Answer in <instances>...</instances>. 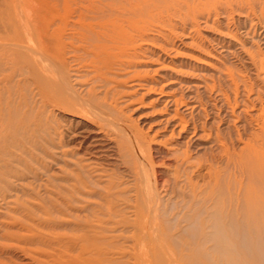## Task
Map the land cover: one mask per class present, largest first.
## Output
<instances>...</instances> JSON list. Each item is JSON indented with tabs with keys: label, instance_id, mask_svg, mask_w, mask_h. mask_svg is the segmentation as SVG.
<instances>
[{
	"label": "bare ground",
	"instance_id": "6f19581e",
	"mask_svg": "<svg viewBox=\"0 0 264 264\" xmlns=\"http://www.w3.org/2000/svg\"><path fill=\"white\" fill-rule=\"evenodd\" d=\"M165 2L0 0V264H264V17Z\"/></svg>",
	"mask_w": 264,
	"mask_h": 264
},
{
	"label": "rangeland",
	"instance_id": "374dc122",
	"mask_svg": "<svg viewBox=\"0 0 264 264\" xmlns=\"http://www.w3.org/2000/svg\"><path fill=\"white\" fill-rule=\"evenodd\" d=\"M171 4H173V6H177V8L180 7V11H181V14L183 15V17H189V15L190 16H193V15L205 16V15H207V13L214 12L215 11L214 9H216L217 7H218L217 8L218 12L221 13L222 10L220 8H224V9L228 8L231 24L233 22L235 23L237 21L238 16L241 17V15L244 16L246 14V13L240 14V11H236L235 10L236 9L235 6L237 4H238V6L243 8L245 12H248L251 15V17H264V5H263L264 4V0H227V1H225V0H166L165 7L167 8ZM258 5H260V6H258ZM186 10H189L188 14H186ZM261 10L263 11V13H262ZM255 14H257L258 16L255 15ZM185 15H187V16H185ZM213 17H214V15H213ZM222 17L223 16H218L217 18H218L219 21H221V20H223ZM175 18H177V17H175ZM178 20L181 21L180 19H177V23L176 24L173 23V24H175V26H173L174 29L172 27L169 28V30H171V32H175V29L180 30V27L182 25H181V23H178ZM200 22H202V21H200ZM210 25H211V23H210ZM211 27L214 28V29H217V26H210V27L204 26L203 27V25H201V27H200L201 35L202 36H206V34L211 33V31H213V29ZM197 46H199V45L195 44L194 46H192L193 48L181 49V51H180L181 55L180 56H176L174 59H182V58H184L186 56V57H189L190 59H193L195 61H203L205 57L202 56L203 55L202 53H205L207 51H205L204 48L197 47ZM197 64H199V63L197 62ZM168 73H171V72L169 71ZM151 77H154V78L156 77L155 79L161 78L160 75H155V76H151ZM161 79H166V77L165 78H161ZM46 113L48 115H51L52 117H54V115H55V117L57 116L56 119L62 125L64 123H66V122H64L65 118L67 117L66 119H69V117L72 115L71 113H75L76 114L75 111H73L71 109H68V108H60V109H56L54 111H47ZM77 115H81V114L77 113ZM147 147H149V143H147ZM258 193H260V191H258Z\"/></svg>",
	"mask_w": 264,
	"mask_h": 264
}]
</instances>
